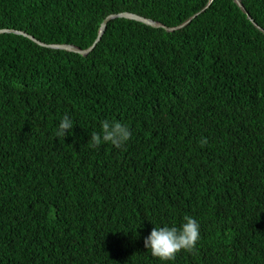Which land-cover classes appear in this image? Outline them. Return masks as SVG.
I'll list each match as a JSON object with an SVG mask.
<instances>
[{
  "label": "trees",
  "instance_id": "16d2710c",
  "mask_svg": "<svg viewBox=\"0 0 264 264\" xmlns=\"http://www.w3.org/2000/svg\"><path fill=\"white\" fill-rule=\"evenodd\" d=\"M208 1L0 0V29L85 49L109 14L174 27ZM240 2L262 30L214 0L172 32L113 19L86 56L0 34V264H162L144 238L185 215L197 251L165 264H264V0ZM105 119L126 147L90 146Z\"/></svg>",
  "mask_w": 264,
  "mask_h": 264
},
{
  "label": "clouds",
  "instance_id": "9594fccd",
  "mask_svg": "<svg viewBox=\"0 0 264 264\" xmlns=\"http://www.w3.org/2000/svg\"><path fill=\"white\" fill-rule=\"evenodd\" d=\"M73 119L64 115L56 126L54 137L63 138L72 134ZM133 131L127 123L119 120L105 119L100 122V131L90 136V146L95 149L103 144H110L116 149H123L131 140ZM201 144L207 143L205 138ZM184 222L179 226L173 224L162 227H153L150 234L144 238V247L151 255L158 258L162 264L171 262L181 251L189 253L197 251V244L201 240L200 222L191 217L184 216Z\"/></svg>",
  "mask_w": 264,
  "mask_h": 264
},
{
  "label": "water",
  "instance_id": "95a60500",
  "mask_svg": "<svg viewBox=\"0 0 264 264\" xmlns=\"http://www.w3.org/2000/svg\"><path fill=\"white\" fill-rule=\"evenodd\" d=\"M214 0H209L208 3L205 5V7L200 10L198 13L194 14L193 16H191L189 19H187L185 22H183L180 25L174 26V27H168L158 21H155L151 18H147L145 16L136 14V13H132V12H119V13H114V14H109L107 15L103 21L101 22L99 29H98V33L97 36L94 40V42L87 48L82 49L80 47H77L75 45H71V44H47L44 43L38 39H36L35 37H33L32 35L28 34L25 31L22 30H16V29H8V28H4V29H0V34H4V33H13V34H17V35H22L24 37H27L28 39L32 40L33 42H35L36 44L42 46V47H46V48H51V49H59V50H64L67 52H72V53H76L79 54L81 56H86L87 54H89L97 45V43L101 40L105 29L107 27V24L109 21L116 19V18H124V19H129V20H134L137 22H141L145 25H148L150 27L153 28H162L167 32H172L178 29L183 28L184 26H186L187 24H189L191 22V20L196 17L199 13H201L202 11H204ZM241 9L243 12L246 13L247 18L254 24V26H256L257 28H259L260 30L261 27H259L257 25V23L254 21V19H252V17L246 12V10L244 9L242 3L240 2V0H233Z\"/></svg>",
  "mask_w": 264,
  "mask_h": 264
}]
</instances>
